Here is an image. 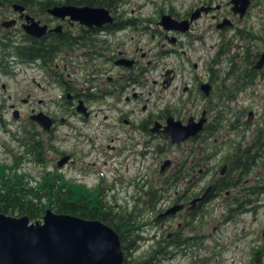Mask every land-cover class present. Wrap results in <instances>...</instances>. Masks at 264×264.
<instances>
[{
	"label": "flooded vegetation",
	"instance_id": "1",
	"mask_svg": "<svg viewBox=\"0 0 264 264\" xmlns=\"http://www.w3.org/2000/svg\"><path fill=\"white\" fill-rule=\"evenodd\" d=\"M39 1L41 0H18L12 3L6 2L3 6L0 5V74H7L10 63L19 64L20 66L38 65L43 69L46 76L57 83L58 88L62 91L60 98L64 100V103L58 102L56 106L57 108L59 107V113L56 110L52 112L51 110H44V108H35V102H32L30 98H23L24 103L30 101L27 105H33V107L30 106L31 113H28V121L25 126L35 124L44 146L45 158L43 162L36 163L38 168L43 169L41 175H57L58 173L56 172L61 170L60 167L64 166L77 170L81 174H85L91 170L88 165L81 163L82 161L78 163V157L81 155L77 156L74 151L65 152L59 149L58 146L54 147L53 145V139L58 126L69 125L67 116L87 121L91 119L94 113L92 108L94 104H97L98 108H100L104 106L103 103L105 106L109 105L107 104L108 101H115L116 103L124 101L135 105L143 103L136 113L134 109H130L129 111H123L121 108L117 109V119L120 120V125L117 126L116 140L118 142L116 145L119 146V154L123 151L126 152L124 162L127 164L131 161H146L147 155L150 152L153 155L155 151L160 155L161 150L164 153L173 149L176 151V155L172 160L169 158L163 159L162 163L165 160L168 161V165L164 169L161 170L162 163L160 162V166L155 170L158 173L156 175L157 182L160 184L157 190L160 194L156 198L155 204H160L164 211L175 204H182L183 208L174 214L163 215V211L160 212L155 217V221L160 222L161 227L164 228L166 220L179 214L183 218L198 215L200 209L208 202L217 199L223 192L230 195L234 189H236L237 195L231 196V200L224 199L228 201L226 205L241 201L244 206L252 204L253 200L250 202L249 199L250 188L254 186V188L260 189L261 186V182L259 181L261 177L258 175H256L251 183L246 178L247 174L254 170V166L243 176L242 171H239V169L238 171L231 169V163L234 160L232 157H236L233 153L220 166L209 164L210 160L203 162L201 157L202 140L211 137L206 135L205 128L212 123L214 124V113L209 109V105L203 107L199 102L201 94L203 96L201 84L202 82H208L210 96L214 88L216 89L221 82H225V75L217 74L218 69L213 67L209 68L208 75H202L201 73V75H192L189 82L183 81V86L179 92L181 96L177 97L176 103L172 107L170 105L160 107L154 103L147 104V95L152 96L157 88H159L160 92L168 91L171 95H176L174 94L175 89L171 88L175 86L174 79L176 77L173 67L163 66L162 71L157 77H154L152 73L155 69L154 66L162 63L164 59L179 54L180 51L181 61L191 63L194 68H197V63L192 61V58L194 52L197 50L195 44L197 40L200 41L201 39V35L195 30V23L198 19L208 13L212 18V25L219 32V43H215L214 45H218L215 53L217 54V52H220L219 46L224 41L229 43L230 48L234 43V38L241 40L235 36L236 30L241 28L236 23L246 19L251 4L256 3L258 6L261 5L264 8V0H250L246 14L242 18H238L233 13L230 0L227 3L229 5L228 17L225 14H221L222 9H224L222 8V4H218L213 0V2L203 0L195 5L194 9L188 7L182 13H178L173 7L167 11L159 8L157 11L158 20L138 18L133 9L129 11L120 9L122 5V2H120L116 5L114 13L109 10L113 18L111 23L100 25L93 23L91 26L82 24L79 20H75L70 16H53L48 11L53 5L43 7L41 3H38ZM14 4L19 5L22 9H15L13 7ZM62 4L75 6L88 5L72 2ZM204 7L210 8L207 12H204ZM196 10L197 13L199 11L198 19L193 20L186 31L167 30L158 24L160 16L164 13L170 14L177 20H188ZM225 18L231 24L223 27L219 26ZM6 21H9V23L4 25L3 22ZM30 25L37 28L44 26L45 31L40 35L32 34L27 31ZM127 28L140 31V42L142 41L144 46H138V41L131 43V40L134 38L132 36L130 41L126 40V42L128 41L127 46L121 48L123 46L121 32ZM228 31H231L232 35L226 37ZM118 32L119 34L117 35ZM146 34H149V37ZM256 38L259 39L258 36ZM244 42L235 46L238 49L232 55H236L233 59L235 62L232 64L229 61L228 65V68L231 70H234L232 68L233 65L241 64L239 62H242L241 58H239L240 53L238 52L240 49L245 50L248 46V53L252 55L258 52L260 55L261 53L260 51L251 49L252 45L249 42ZM43 43H46L47 47L55 51L48 64L43 63L39 59L34 61L20 59V61H17L9 55V49L18 48L24 51L30 47L41 48ZM113 43H117V45H113ZM222 55H219L218 61H220ZM216 57L214 55L209 61L216 63L214 62ZM77 58L81 61H78ZM258 58L254 60L251 65L252 67ZM107 65L109 68L106 70ZM167 70H169V74H166ZM212 70L213 72H211ZM256 74L259 75L260 73L257 72ZM229 75L231 74H228L227 77H230ZM166 78H171V80L165 88L163 84H166ZM183 79L185 78L183 77ZM157 93L159 94V92ZM8 97L10 98V95ZM159 97H161V94H159ZM44 100L41 97L38 98L37 105H43ZM79 102H81L83 111L77 110ZM203 111L205 112V122L203 130L200 133L179 143H172L170 137L164 135L163 128L169 117H173L175 120L186 124L188 121L199 120L202 117ZM38 112H43L51 119V126L48 131H44L42 126L30 119L31 114ZM233 114L237 113L234 112ZM242 123L238 117L235 118L236 125ZM244 124L248 125L249 123L246 121ZM78 133L83 134L81 131ZM251 138L250 136L247 141L251 140ZM238 144L233 150L235 154L239 146ZM154 145L161 146L162 148L153 150ZM197 145L199 146L197 147ZM65 155L69 156L67 162L59 165V160ZM88 155L85 154V157ZM167 156L169 155L167 154ZM261 159L259 157V160ZM88 162L96 167L95 162ZM232 166L234 165L232 164ZM218 167L219 172L217 175L216 171ZM153 170V167L151 169L149 167L146 168L144 175L136 172L134 180H137L141 176L142 183L140 184L138 181H135L133 184L131 183L136 190L140 188L143 195H145L142 201L143 208L151 207L154 200L151 196L153 184L149 185L147 181L149 174H154ZM258 173H261V171L259 170ZM203 175L205 177L209 176L207 186H204L205 182L202 185ZM68 182L70 183V181ZM72 183L83 184L78 176L73 177ZM224 185H228V188L222 189L221 187ZM95 189H99L100 196V184ZM251 190L254 191L252 188ZM201 196L202 198L198 199ZM241 203L234 207L228 206V209L230 211L237 210V208L242 206ZM106 204L109 203L107 202ZM178 218L181 217L179 216ZM177 232L179 234L183 233L181 230L166 231L168 238L165 236V231L162 233H164L166 239H171Z\"/></svg>",
	"mask_w": 264,
	"mask_h": 264
},
{
	"label": "rangeland",
	"instance_id": "2",
	"mask_svg": "<svg viewBox=\"0 0 264 264\" xmlns=\"http://www.w3.org/2000/svg\"><path fill=\"white\" fill-rule=\"evenodd\" d=\"M202 1L123 0L120 9L127 11L133 9L138 18L158 20L157 11L159 8L167 11L173 7L175 11L182 13L188 7L194 9V6ZM213 1L223 5L222 8L224 9H222L221 14H225L228 17L229 5L227 3L229 0ZM212 24L213 20L209 13L203 15L195 23V30L201 35L200 41L197 40L195 44L197 50L192 58V61L197 63V68H194L191 63L182 62L180 51L179 54L170 56L164 59L162 63L154 66L155 69L152 72L154 77L158 76L163 66H171L175 69V86L171 88L175 89L174 94L176 95H171L168 91L160 92L159 88H157L152 96L147 95V104L154 103L160 107L164 105L172 107L175 105L177 97L181 96L179 92L183 86V81L189 82L194 74L199 75L201 73L206 75L210 67L218 69L217 74H222V76L229 69V58L238 50L235 47L236 44L244 41L234 38V43L229 48V51L223 55L219 63L212 65L209 60L216 53L218 45L214 46L215 43H219V32ZM236 24L249 30L255 36V39L254 36H251L244 43L249 42L252 45L251 49L254 51L261 52L264 50V8L261 5L251 4L246 19L238 21ZM123 30L121 32L123 45L121 48L127 46L128 41L126 42V40L130 41L132 36L134 38L131 43L138 41V46H144V43L140 42L139 30L128 28ZM146 35L149 37V34ZM230 35H232V32L228 31L226 37ZM113 45H117V43H113ZM238 52L243 55V49ZM77 60L81 61L78 58ZM9 65L7 74H0V117L4 122L3 126L0 125V167L10 166L14 160L13 155L18 156L20 153L13 134L21 132L22 127L28 121V113H31L30 106L33 107V105H27L30 101L24 103L23 98H30L32 102H35V108H44V110H51L52 112L56 110L58 113L59 107H56L57 103H64V100L60 98L62 91L58 88L57 83L46 76L43 69L38 65L20 66L15 63H10ZM108 68L109 66L107 65L106 70ZM262 71L263 74L259 71L260 74L257 75L252 84L236 92V98L232 101H228L224 97V94L220 92L219 86L216 89L214 88L208 97H203L201 94L200 104L203 107L210 103L215 104L214 115L216 114L215 111H222L224 117V120L220 122V130L216 131L210 138L202 140V161L209 156L210 161L207 159L209 164L213 166L222 165L223 161L231 157L232 153L235 155L233 150L238 143L242 144L240 147L246 145L247 139L254 133L256 127L264 126V65ZM229 81L225 82V87H228L226 90L233 91L234 87L230 86ZM157 92L161 94V97H159ZM224 93L227 92L225 91ZM9 95L10 98L8 97ZM221 95L222 97H220ZM40 97L45 99L43 105H37ZM107 104L109 105L105 106L103 103L104 106L100 108H98L97 104H94L92 107L94 113L91 119L87 121L67 116L69 125L58 126L53 139L54 143L52 142L54 147L58 146L59 149L65 152L74 151L77 156L81 155L78 157V163L82 161L81 163L88 165L91 170L81 174L77 170L64 166L60 167L61 170L56 173L62 175L64 180L70 181V183H72L74 176H78L79 180L83 182L85 190L96 191L95 187L100 184L101 198L104 203L106 201L113 205L115 211L131 212L133 222L136 221L139 224L144 222V226L140 228L139 232L143 240L138 244L134 256L146 254L150 251L156 238L161 235L164 238L165 236L167 237L166 231L181 230L183 233L179 235L185 237L183 244L168 245L167 251L170 253L161 264H260L252 262L251 252L256 248H262L264 252V193L250 196L253 200L252 204L244 206L241 201L239 202L242 205L240 208L230 211L228 206L234 207L239 203L226 205L228 201L225 200H231V196L237 195V191L234 189L230 195L223 192L217 199L211 200L204 205L198 215L183 218L179 214L166 220L164 228L161 227L160 222L155 221V217L164 211L163 207L160 204H155L154 207L143 208L142 201L145 195H143L140 188L136 190L131 183L138 181L141 184V176L134 180L136 172L144 175L146 168L149 167L151 169L153 167L154 174L150 173L147 181L149 185L153 184L151 189L152 198H157L160 194L157 191L160 184L157 182L156 175L158 173L155 170L158 169L163 159L169 158L172 160L176 155V151L173 149L164 153L161 150L160 155L154 151L153 155L151 152L148 153L146 161H131L128 164L124 162L126 152L123 151L119 154V146L116 145L118 142L116 140L117 126L120 125V120L117 119V109L121 108L123 111L134 109L136 113L143 103L135 105L124 101L119 103L108 101ZM13 109L19 110L18 119L13 118ZM248 110L253 111L252 120L248 125L240 127L236 125L235 129L228 125L229 123L233 124L236 117L240 121H246ZM234 112L237 114H233ZM238 114H241L242 118ZM79 131L83 132V134L78 133ZM161 148L158 145L153 146V150ZM85 154L89 155L85 157ZM88 161L95 162L96 167L89 164ZM261 161L264 162V157H262ZM254 167V170L250 171L246 178L251 183L258 175L261 177L259 181L264 184V167ZM18 168L32 180V183L43 176L41 175L43 169L41 170L36 164L34 165L28 160H22L18 164ZM259 170L261 173H258ZM216 172L218 175L219 167ZM208 179L209 176L205 177L203 175L202 185L205 182L204 186H207ZM179 216L181 218H178ZM164 231L165 236L162 233ZM261 264H264V257Z\"/></svg>",
	"mask_w": 264,
	"mask_h": 264
},
{
	"label": "trees",
	"instance_id": "3",
	"mask_svg": "<svg viewBox=\"0 0 264 264\" xmlns=\"http://www.w3.org/2000/svg\"><path fill=\"white\" fill-rule=\"evenodd\" d=\"M18 0H0V5L3 6L6 2L12 3ZM76 3V4H88V5H100L106 7L108 10L114 13L116 5L122 0H41L43 7H49L51 5H57L62 3ZM238 38L246 41L252 36V33L245 29L239 28L236 30ZM219 51L215 54L216 63L219 55H225L229 51V43L224 41L219 46ZM222 49V51H221ZM54 50L47 47L46 43H43L41 48L30 47L24 51L15 48L10 50V57H14L17 61L24 59L25 61H34L36 59L42 60L43 63L48 64L51 61ZM222 55V56H223ZM236 56V55H235ZM235 56L230 57V62L233 64ZM259 56V52L255 55L248 53V46L243 50V55H240L241 64H235L232 66L234 70L230 68L225 72V82L229 79L230 86L234 87V90H226L225 82L219 84L220 92L224 94V97L228 101H232L236 98V92L241 91L254 82L257 77V72L261 69H255L251 65L255 59ZM222 58V57H221ZM221 60V59H220ZM229 62V63H230ZM211 63V62H210ZM241 65V67H239ZM239 68V69H238ZM213 72V70L211 71ZM263 73V71H261ZM228 74L230 77H227ZM227 93H224V92ZM222 97V95L220 96ZM215 104H209V109L214 112ZM228 111V110H227ZM216 117L213 120L214 124H210L205 128L206 135L212 136L216 131L220 130V122L224 120L222 111H215ZM0 125H4L3 120L0 117ZM232 129H235V124H228ZM251 140L246 145L241 146L238 144L236 149V157H234L231 163V169L242 171L244 176L248 170L253 166L261 168L263 162L259 160V157H263L264 153V126L256 127L254 133L251 134ZM14 141L20 150L18 156L13 155V163L10 166L0 167V212L8 215H27L31 221L40 219L47 208H50L56 213H68L74 214L80 217L88 219H100L113 227L119 234L121 241L124 260L122 264H161V262L170 253L167 251L168 245H180L183 244L184 238L179 235V232L175 233V236L171 239L158 237L154 240L150 251L146 254H139L134 256V252L137 251L138 244L143 240L141 236L140 228L144 226V222L139 224L132 221L131 212L115 211L114 206L106 204L102 201L101 195L99 196V189L85 190V186L82 184L69 183L65 181L62 175H43L38 181H34L21 172L18 168V164L22 160H28L34 164L43 162L45 158V152L43 150L42 141L37 131L35 124L26 125L22 128L21 132L13 134ZM240 147V148H239ZM209 159V156L205 157V161ZM232 164L234 166H232ZM241 175V174H239ZM84 186V187H83ZM222 189L228 188V185L221 187ZM254 189V191L251 190ZM249 191L250 196L257 195L260 192L264 193V184H261L260 189L251 186ZM156 198H154L151 207H154ZM249 201V200H248ZM187 240V238H186ZM264 257L262 248L253 249L251 252L252 262H258L261 264Z\"/></svg>",
	"mask_w": 264,
	"mask_h": 264
},
{
	"label": "water",
	"instance_id": "4",
	"mask_svg": "<svg viewBox=\"0 0 264 264\" xmlns=\"http://www.w3.org/2000/svg\"><path fill=\"white\" fill-rule=\"evenodd\" d=\"M230 3L234 14L242 18L250 0H230ZM13 7L22 9L17 4H14ZM209 8L204 7L203 11L207 12ZM197 10L188 20H177L169 14H163L158 23L167 30L186 31L189 23L198 18L199 11L197 13ZM48 11L53 16H70L82 24L90 26L93 23L100 25L113 21L109 10L103 6L58 4L50 7ZM7 23L9 21L3 22L4 25ZM230 24L229 20L225 18L219 26ZM32 27L30 25L27 31L35 35L43 34L45 31L44 26ZM263 65L264 50L254 67L261 68ZM201 88L204 95L209 94V84L203 83ZM77 110L83 111L81 102H79ZM204 113L198 121H189L186 124L170 117L163 128V133L170 137L172 143H179L194 136L203 127ZM12 115L14 119H17L19 111L15 109ZM248 116V120H250L252 111L248 112ZM30 119L39 123L45 131L50 128L51 119L43 112L31 114ZM67 160L68 156H64L58 164L62 165ZM167 165L168 161H165L161 165V170ZM201 198L202 196L198 199ZM182 206V204H175L162 214L175 213ZM123 260L124 253L119 234L113 227L100 219L56 213L50 208H47L42 218L36 221H30L27 215L15 216L0 212V264H122Z\"/></svg>",
	"mask_w": 264,
	"mask_h": 264
}]
</instances>
